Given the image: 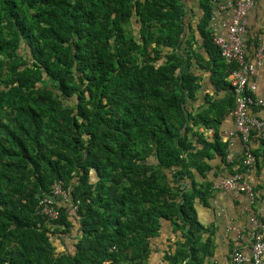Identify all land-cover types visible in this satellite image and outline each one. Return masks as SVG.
<instances>
[{"label": "trees", "instance_id": "obj_1", "mask_svg": "<svg viewBox=\"0 0 264 264\" xmlns=\"http://www.w3.org/2000/svg\"><path fill=\"white\" fill-rule=\"evenodd\" d=\"M224 1L201 0L198 46L183 0H0V264H149L163 229L164 264L212 254L195 204L243 171L219 129L236 107L210 24Z\"/></svg>", "mask_w": 264, "mask_h": 264}, {"label": "built area", "instance_id": "obj_2", "mask_svg": "<svg viewBox=\"0 0 264 264\" xmlns=\"http://www.w3.org/2000/svg\"><path fill=\"white\" fill-rule=\"evenodd\" d=\"M253 6L254 0H226L215 5L210 20L214 43L232 68L228 81L236 98L234 126L223 131L222 135L229 140L230 149L241 145L240 155L243 164V171L215 182L213 189L246 197V212L249 215V228L252 232L250 256L248 257L242 250H236L232 256L233 264H264V220L255 210L257 194L249 180V175L257 164L254 142L264 141V116L259 115L264 114V96L259 95L256 80L257 65L264 59L262 41L253 48L255 63L247 60L248 17ZM233 159L229 154L227 161L232 162ZM67 197L64 183L54 184L51 195L40 201L39 213L51 220L58 219L57 199L66 201ZM75 209L77 210V206Z\"/></svg>", "mask_w": 264, "mask_h": 264}, {"label": "crops", "instance_id": "obj_3", "mask_svg": "<svg viewBox=\"0 0 264 264\" xmlns=\"http://www.w3.org/2000/svg\"><path fill=\"white\" fill-rule=\"evenodd\" d=\"M187 6V17L195 26L192 33H194L197 45L200 46L202 41L197 33L196 26L199 19L203 15L200 8L201 0H183ZM226 1V0H225ZM224 1V2H225ZM249 32L255 36L261 34L260 41L264 43V0H259L249 16ZM253 50V47H251ZM254 55H251L250 62L255 63ZM203 88L199 94V101L194 104L199 108L204 104L206 93L213 94V88L209 81L208 73H204ZM257 84L259 95L264 96V59L257 65ZM222 91L219 97L225 95ZM264 116V114L259 113ZM234 121L228 115L223 123L220 125V131H225L233 128ZM214 130L206 133L209 137L213 135ZM242 147L237 145L230 149L233 158L241 156ZM260 158V166L254 168L249 175L253 187L258 189L257 203L255 210L258 215L264 220V163ZM212 165L219 166V161H213ZM219 168V173L221 172ZM208 179L212 181L213 175H209ZM221 176L216 181H220ZM196 212L199 222L204 226L206 232L204 239L211 238L212 254L206 258L203 264H233L232 256L236 250H242L248 257L250 256L252 244V232L249 228V215L246 212L247 200L244 195H235L230 192H223L212 190L207 201H197L195 204ZM177 241L175 235L171 232H166L163 229L161 235L154 239L152 245V253L150 256L149 264H164V256L170 247ZM62 249V248H61ZM174 250V249H173Z\"/></svg>", "mask_w": 264, "mask_h": 264}, {"label": "rangeland", "instance_id": "obj_4", "mask_svg": "<svg viewBox=\"0 0 264 264\" xmlns=\"http://www.w3.org/2000/svg\"><path fill=\"white\" fill-rule=\"evenodd\" d=\"M57 244H58V243H57ZM57 244H56V245H57Z\"/></svg>", "mask_w": 264, "mask_h": 264}]
</instances>
